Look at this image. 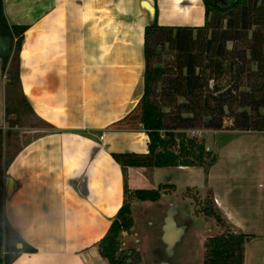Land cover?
<instances>
[{
    "label": "crops",
    "instance_id": "1",
    "mask_svg": "<svg viewBox=\"0 0 264 264\" xmlns=\"http://www.w3.org/2000/svg\"><path fill=\"white\" fill-rule=\"evenodd\" d=\"M155 7L159 26L204 23L202 0H3L8 25L27 27L19 55L20 93L47 127L32 130L41 133L23 141L4 134V217L34 249L11 264H107L96 245L123 202V174L112 154L147 153L148 137L138 126L114 125L142 97L144 29L154 23ZM8 68L2 71L0 61V105ZM1 115L4 119L5 109ZM216 164L207 170L128 168L130 190L160 185L174 190L161 191L156 202L131 203L134 226L120 236V249L136 251L139 264H146L150 244L137 221L155 224L165 230L162 247L153 246L152 264H170L173 253L163 252L164 242L181 238L170 229L176 218L188 221L203 247L209 234L223 229L195 213V195L210 200L232 232L249 236L243 264H264V181L256 189L258 172L247 178L212 174ZM179 198L190 204L191 220L179 211ZM197 220L210 232L203 227L199 232Z\"/></svg>",
    "mask_w": 264,
    "mask_h": 264
},
{
    "label": "trees",
    "instance_id": "2",
    "mask_svg": "<svg viewBox=\"0 0 264 264\" xmlns=\"http://www.w3.org/2000/svg\"><path fill=\"white\" fill-rule=\"evenodd\" d=\"M202 4L204 23L200 27L159 26L155 7V21L144 29L142 97L132 113L114 126H138L148 137L147 153L112 154L123 174V202L96 245L107 264H139L136 251L120 249V236L134 226L131 203L156 202L161 191L174 190L170 185L130 190L128 168H211L217 157L206 151L202 139L186 135L197 121L209 123L228 116L233 118V130L264 133V0H229L223 5L202 0ZM26 29L8 25L0 0L2 71L9 66L6 86H16L19 92V55ZM159 47L172 53L164 66L153 65L159 59ZM19 101L32 113L21 93ZM6 114L5 109V119ZM3 142L0 126V264H11L20 253L34 249L16 236L4 217ZM191 198L196 214L213 219L223 229L204 241L202 264H243L249 236L232 232L210 200Z\"/></svg>",
    "mask_w": 264,
    "mask_h": 264
},
{
    "label": "rangeland",
    "instance_id": "3",
    "mask_svg": "<svg viewBox=\"0 0 264 264\" xmlns=\"http://www.w3.org/2000/svg\"><path fill=\"white\" fill-rule=\"evenodd\" d=\"M229 1V0H227ZM226 0H215L219 5L227 4ZM159 59L153 62L155 66H164L171 61L172 53L166 47L158 48ZM5 76V74H4ZM7 81V74H6ZM5 83V79H4ZM3 87V103L0 105V119L3 124L2 128H6L4 134L7 138L18 139L19 141L28 140L34 138L36 134L40 132H33L32 130L47 129V127L28 111L20 99V92L16 86L8 88L6 84ZM159 91V90H158ZM4 104V108H3ZM3 109H6V119L1 118ZM264 113V109L262 110ZM169 121L167 120V123ZM47 131V130H46ZM45 131V132H46ZM199 132L201 139L205 142L206 151L213 153L217 157V164L212 169V174H222L228 172H234L236 174H243L251 176L253 172L260 173L259 177L255 178V188H262L264 181V133L260 132H246L242 130H233V118L223 116L222 118L215 117L211 122L204 120L203 122L197 121L194 125L186 131V135L189 137L191 132ZM11 133V134H10ZM207 170V169H206ZM195 180H199L200 176H195ZM251 178V177H248ZM258 184L260 185L258 187ZM177 201L179 211L182 212L185 217L191 220V207L186 202ZM137 228L141 236L145 239L148 238L150 244V250L146 254V264H152L155 260L153 253L155 244L162 247L164 228L153 227L143 223V221H137ZM173 225V227H172ZM196 229L200 232L201 228L206 232H210V228L204 226L202 220H197L195 223ZM176 233L181 234L179 240L175 239L173 244L168 245L164 242L163 252L170 251L173 253V257L169 260L170 264H202L201 253L203 247L201 241L198 239L195 232L189 229L187 220H180L176 218L171 224L170 229ZM218 235L217 231H213L212 235ZM161 239V241L159 240ZM157 239V241L155 240ZM165 256H167L165 254Z\"/></svg>",
    "mask_w": 264,
    "mask_h": 264
},
{
    "label": "built area",
    "instance_id": "4",
    "mask_svg": "<svg viewBox=\"0 0 264 264\" xmlns=\"http://www.w3.org/2000/svg\"><path fill=\"white\" fill-rule=\"evenodd\" d=\"M189 137L193 139H201V134L198 131L197 132L192 131Z\"/></svg>",
    "mask_w": 264,
    "mask_h": 264
},
{
    "label": "flooded vegetation",
    "instance_id": "5",
    "mask_svg": "<svg viewBox=\"0 0 264 264\" xmlns=\"http://www.w3.org/2000/svg\"><path fill=\"white\" fill-rule=\"evenodd\" d=\"M215 2V0H213ZM227 1V0H226ZM228 2V1H227ZM216 3V2H215Z\"/></svg>",
    "mask_w": 264,
    "mask_h": 264
}]
</instances>
